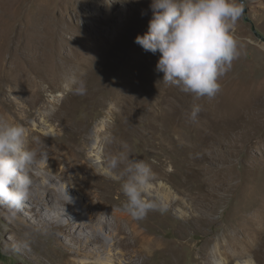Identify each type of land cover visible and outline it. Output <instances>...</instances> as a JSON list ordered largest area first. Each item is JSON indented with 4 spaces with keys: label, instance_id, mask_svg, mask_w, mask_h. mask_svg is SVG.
Returning a JSON list of instances; mask_svg holds the SVG:
<instances>
[{
    "label": "rangeland",
    "instance_id": "1",
    "mask_svg": "<svg viewBox=\"0 0 264 264\" xmlns=\"http://www.w3.org/2000/svg\"><path fill=\"white\" fill-rule=\"evenodd\" d=\"M150 4L151 0H0V117L28 127L30 136L39 139L40 147L48 153L49 159L51 154L47 149L62 148L67 145L66 139L76 136L81 156L79 163H84L88 173L85 184L74 186L70 194L66 191V187L71 186L67 176L82 179V171L71 167L59 176L52 174L55 179L52 183L48 178L49 167L42 165L34 169L37 177L33 178L30 199L19 209L0 205V264H142L144 261V264H201L199 258L208 238H213L209 247L211 252L217 241H224L225 235L242 237L248 232L254 236L257 232L255 221L264 219V0H245V14L238 21L236 31L243 44L242 54L221 79L219 95L197 99L165 83L170 90L166 93L159 88L156 93L165 96L163 112L157 113L155 102L137 109L136 113H122L117 107L112 111L115 107L112 97L119 91L125 90L135 96L140 90L121 85L132 70L128 57L123 60L124 66L115 70L106 63L113 38H122L127 43L129 37L135 39L143 35L152 16ZM77 16H81L79 22ZM85 23L88 28H83L80 33L96 46L89 59L92 72L86 70L83 76L86 94L55 90L43 94L33 105L18 90L10 89L6 77L17 74L14 72L16 58L13 57L16 48L25 47L29 42L30 48L36 46L39 29L42 31L48 24L52 28V32H48L51 46L65 51L62 45L72 34V30L67 32L65 27L72 29L77 24L79 28ZM27 25L29 29L33 26L35 32L21 31ZM66 47L72 52L69 44ZM147 53L157 65L160 54ZM138 57L134 55L131 59L140 66L142 61L136 59ZM23 66L34 75L33 67L26 60ZM133 70L139 73L137 69ZM110 75L112 79L108 78ZM237 88H247L257 94L253 101L255 105L249 108L257 111V117L250 122L245 120L247 115L238 116L242 106L240 97L246 96L232 97ZM63 100L67 107L54 113ZM194 104L202 105L203 109L195 121L190 118ZM177 106H181L183 113L179 133L175 132L174 124L162 136L151 132V126L169 125L171 110ZM152 108L153 111H149ZM225 109L232 115L227 130L229 137L234 139L237 133L244 132L238 145L220 141L216 133L206 137L209 130L210 134L214 132L213 121L221 117ZM51 114L52 119L48 121ZM98 125L103 129L98 137V147L93 150ZM51 128L56 130L53 134L48 133ZM223 128L218 126L217 129L222 131ZM66 130L70 132L65 134ZM120 153L130 159L146 161L154 173L151 188L155 192H151L149 199L155 207L140 219L131 218L146 236L160 242L161 249L139 258L132 257L133 238L126 223L112 238L96 232L101 219L113 220L114 214L124 212L121 207L126 197L121 191V182L106 175L110 158ZM123 167L121 164L114 171L119 174ZM210 172L209 176L224 177L228 172L230 175L224 177L221 185L212 188L204 175ZM46 185L67 194L77 204L78 212L70 215L56 207L60 205V199L47 194ZM164 187L172 195L169 203L158 198V191ZM93 191L98 202L91 203V209H87L88 193ZM50 204L53 209L47 207ZM191 208H197L199 212ZM205 213L209 214V220L202 223L193 220L196 215ZM110 227L115 230L113 225ZM261 234L258 235L264 240ZM215 259L220 260V257ZM257 260L260 262V258Z\"/></svg>",
    "mask_w": 264,
    "mask_h": 264
},
{
    "label": "bare ground",
    "instance_id": "2",
    "mask_svg": "<svg viewBox=\"0 0 264 264\" xmlns=\"http://www.w3.org/2000/svg\"><path fill=\"white\" fill-rule=\"evenodd\" d=\"M80 18L81 16L80 17L77 16L78 22L80 21ZM49 20L50 18L47 19V22ZM77 24L75 25L74 28L72 27V29L71 27H65V31L67 32H70V30H72L71 37L67 40V42L65 41L62 45L65 47V51H62L60 48H54L51 46L50 36L48 32H52V28L51 25L48 24L43 28L42 31L41 29H39L40 36H38L39 39L35 40L36 46L30 48L31 42H29L28 45H24L25 47L16 48L15 49L16 52L14 51L13 57L15 56L16 58L15 59L16 68L14 72H17V74L13 75L12 78H10V76L6 77V81L10 84L11 87L10 89H12V91L18 90L20 92L19 94L29 98L33 105L37 104V102L43 97V94L47 92L62 90L63 92L64 91L66 93L68 92V94L73 93L67 90L66 88L64 89L63 84H65L68 80H70L73 77L78 79H83V76L86 74V70L89 73L92 72L89 69L90 68L89 59H91L90 56L95 52L93 48L96 49V46H93L92 42H89L88 37H85L83 34L80 33L81 30H84L87 27V24L85 23L82 27L80 26L79 28L77 27ZM29 28L30 26L28 25L27 28L26 26L25 28L23 26V29H21V31H25L26 29ZM31 28L32 29L29 30L35 32L34 27L31 26ZM133 40H135L133 39V37H129L128 39H126L127 43H124V39L122 38L119 37L113 38L112 48L110 53L107 55L106 63L110 64L112 70H115L121 67V65L124 66L122 64L123 60L126 57H128V60H131L130 65H132L131 66L132 70L131 73L125 77L126 79L122 80L121 85L130 86L132 88H139L140 90L137 92L135 96L129 95L128 92H126L125 90L122 92L119 91V94L115 95L116 97H112V100L114 101L113 104L115 103V107L112 108V111H116L115 109L117 107L120 109V111H122V113H132V112L136 113L135 111L137 109L142 108L146 104L148 105L155 102L154 106L158 111L157 113H161L164 110L163 104L165 103V96L164 94L161 96H157L156 93L157 90H159V88L163 89L164 92L166 91L167 93L170 90V86L165 87V83L163 82V73H158L156 71V62L153 61L150 57H148V53L146 51L144 52L141 46L137 45L135 42L133 43ZM67 44H69L70 47H72V52L69 49H67L66 47ZM96 45H99V42H97ZM73 50H75L76 53ZM134 55L139 56L136 59L138 60L141 59L142 65L139 66V62L137 64L136 61H133L131 59L133 58ZM25 60L33 67L34 75L29 74L24 68L23 63ZM133 69L135 70L137 69L139 73L136 72L134 73ZM108 78L112 79L113 76L110 75L108 76ZM111 91L113 93L115 92L114 87L111 88ZM219 94L220 92L217 95ZM235 95L246 96V97H240L242 106L239 108L237 113H239L238 116L240 118L241 117L243 118L245 115H247V117L245 116L246 117L245 120L250 122L257 114L256 113L257 111L254 112L255 110L251 111L249 109L255 105L253 101L256 98L257 94L254 95L252 92H249L247 88L243 90L237 88L236 90H233L232 97ZM92 97L95 98L96 95L93 93ZM220 103H222V101H220ZM65 107H67V103L66 101L64 102L63 100V102L56 108L58 110H55L53 112L57 113L59 110ZM149 111H153V108L149 109ZM182 114L183 113L181 106H177L176 108H173V110H171V116L168 118L169 125H167L166 127H164L163 125L151 126L150 127V129L152 130L151 132H153L155 135L157 134L158 136H162V134L165 131L167 132L168 130H170L171 124H174L176 125L174 129L175 132L179 133L178 127L181 125ZM52 116L53 114L47 117L48 121L49 120L51 121ZM231 116L232 115H230L229 112L226 111V109L223 110L222 116L216 119V121H213L215 125L214 132L210 134V130L208 131L206 129L208 131L206 137H212L216 133V136L220 141L222 142L231 141L232 143L238 145V142L240 141L239 139L243 136L244 132L237 133L234 139L233 138L231 139L229 137V133L227 130L228 127L231 126V122H230ZM210 125L212 126V122H210ZM101 126L102 125H98L96 127V131H95L96 138H95L94 146L92 148L93 150L94 149L96 150L98 147V141H99L98 137L100 136L101 131L103 129L101 128ZM218 126H221V129L222 127H224L223 130L219 131V129H217ZM55 131L56 130L54 128H51L50 132L48 133L53 134ZM64 132L65 134H68L70 131L66 130ZM75 133L78 132L75 131ZM62 141L63 140H61V142ZM66 141H67V145H65L63 142L64 146L62 145V148L60 147L57 149L54 148L47 149V151L51 155H50V159L48 160V164L45 166H47L46 168L49 167V171L51 174L48 176V178L52 183H55V179L53 175L59 176L60 173L64 174L66 170L71 167H75L84 173V177L82 179H80L79 177L69 178V176H67L68 178H66V180L68 183L71 184V186H67L66 191L67 193L70 192V194H72L74 186L85 184V181L88 177V173L86 172L84 163H79L81 156H80V151L77 149L76 146L79 145L77 144V137L71 135L69 139H66ZM179 141L180 139H178V142ZM99 157L100 156L97 155L98 159ZM32 175L33 178L37 177L35 173H33ZM204 175L206 176L207 182H210L211 187L215 188L221 185V183L225 179L224 178L225 176L230 174L228 172L224 177L219 175L209 176L211 175V172L209 174L207 173ZM44 190L46 191L47 194L54 195L56 196V198L60 199V201H58L60 205L56 207H61L63 210L68 211L70 215L73 214L74 211L78 210V207L76 206L77 204H75L73 201H70L67 194L61 192L62 190L60 191L56 187L49 188V186L47 185L46 187L44 186ZM151 192H155L154 188H150L149 195L151 194ZM96 195L97 194L95 192L88 193L89 202L86 204L87 209H91V203L98 202L97 200H95V198H97ZM38 197L40 198L41 196L38 195ZM98 197L101 198L100 195H98ZM158 198L160 201L166 203L172 201V195L170 192H168L167 188L165 187L158 191ZM76 201L80 202L81 200L76 199ZM52 203L54 202L52 201ZM86 205H84V208H86ZM47 207L53 209V204L52 205L50 204ZM191 209L192 211L199 212L198 210H196L197 208L196 209L191 208ZM183 217L186 218V216L184 215ZM209 219H210L209 214L205 213L202 214L201 216L196 215L193 220H198V222L202 223L204 220L206 221ZM114 222H116V225H114ZM125 223L131 229L130 236L131 238H133L134 250L132 251V257L139 258L141 256L149 255L161 249L160 242L153 240L154 238H150L146 236L145 233L140 230L139 226L134 223L131 216L125 212H119L117 214H114L113 220L101 219L100 228L97 229L96 232L106 233L108 238H112L113 236L117 235L116 232L120 230L121 226H123V224ZM111 225L114 226L115 230L110 227ZM255 225L257 227V232L255 233L254 236H251L248 232H245L242 235V237H238L235 234H233V236L229 234L225 235L226 237L224 241L222 240L217 241L211 252L209 250V247L210 244L213 242V238H208L205 242V246L202 248V252H201L202 254L199 258L200 263L201 264H233L234 262H236V264H264V240L262 239V236L258 235L259 233H262L264 235V219L262 218L257 219V221H255ZM112 245L115 246L116 243L112 241ZM210 257L212 258L210 259ZM215 257H220V260L215 259ZM221 257L224 259H222ZM257 258H260V262L257 260ZM144 262L142 264H144Z\"/></svg>",
    "mask_w": 264,
    "mask_h": 264
},
{
    "label": "clouds",
    "instance_id": "3",
    "mask_svg": "<svg viewBox=\"0 0 264 264\" xmlns=\"http://www.w3.org/2000/svg\"><path fill=\"white\" fill-rule=\"evenodd\" d=\"M149 7L148 29L134 42L146 52L160 54L156 71L163 73L164 83L197 99L214 98L222 88L221 79L242 54L236 31L245 0H151ZM64 87L77 95L87 92L86 81L75 77ZM202 110V105L194 104L190 118L195 121ZM29 136L24 124L0 117V205L21 208L32 196L34 169L47 165L48 153L37 137ZM121 164L117 174L114 170ZM106 175L121 182L126 197L121 210L134 219L155 207L149 199L154 173L146 161L120 153L110 158Z\"/></svg>",
    "mask_w": 264,
    "mask_h": 264
},
{
    "label": "trees",
    "instance_id": "4",
    "mask_svg": "<svg viewBox=\"0 0 264 264\" xmlns=\"http://www.w3.org/2000/svg\"><path fill=\"white\" fill-rule=\"evenodd\" d=\"M2 255L0 254V257H1Z\"/></svg>",
    "mask_w": 264,
    "mask_h": 264
}]
</instances>
